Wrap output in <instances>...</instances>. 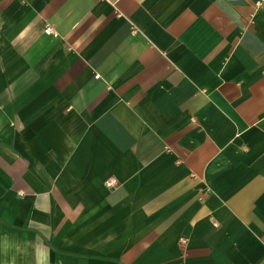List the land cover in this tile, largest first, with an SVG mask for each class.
Here are the masks:
<instances>
[{"label": "crops", "instance_id": "crops-1", "mask_svg": "<svg viewBox=\"0 0 264 264\" xmlns=\"http://www.w3.org/2000/svg\"><path fill=\"white\" fill-rule=\"evenodd\" d=\"M0 264H264V0H0Z\"/></svg>", "mask_w": 264, "mask_h": 264}, {"label": "built area", "instance_id": "built-area-1", "mask_svg": "<svg viewBox=\"0 0 264 264\" xmlns=\"http://www.w3.org/2000/svg\"><path fill=\"white\" fill-rule=\"evenodd\" d=\"M137 31H138V29L135 28V29H134V32H137ZM45 33H46V34H49V35H50V34H54V29H53V27L50 26V25L47 26V27L45 28ZM108 185H109V186H114L115 183H114V182H113V183L111 182V183H108ZM181 243H182V244H186V243H187V240H186L185 238H181Z\"/></svg>", "mask_w": 264, "mask_h": 264}]
</instances>
